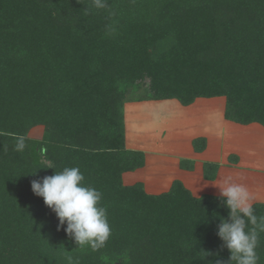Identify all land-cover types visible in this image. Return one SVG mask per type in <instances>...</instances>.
I'll use <instances>...</instances> for the list:
<instances>
[{
  "label": "trees",
  "instance_id": "obj_1",
  "mask_svg": "<svg viewBox=\"0 0 264 264\" xmlns=\"http://www.w3.org/2000/svg\"><path fill=\"white\" fill-rule=\"evenodd\" d=\"M217 97L264 128V0H0V264H264V203L123 184L125 103Z\"/></svg>",
  "mask_w": 264,
  "mask_h": 264
},
{
  "label": "rangeland",
  "instance_id": "obj_2",
  "mask_svg": "<svg viewBox=\"0 0 264 264\" xmlns=\"http://www.w3.org/2000/svg\"><path fill=\"white\" fill-rule=\"evenodd\" d=\"M196 102L189 107L180 106L176 100L124 104L127 146L134 148L133 143L138 142L149 152L147 169L128 173L122 178L123 184L142 181L147 194H159L171 181L182 180L193 196L227 197L241 210L264 203V128L225 121L223 97L197 98ZM43 131L42 126H37L28 137L40 140ZM205 135L209 138L208 149L198 156L196 170H179L178 162L190 158L191 139ZM173 137L171 145L175 144V151L171 152L169 140ZM229 155L237 156L235 163L228 159ZM203 161H218L222 165L221 173L213 181L201 177ZM157 185L163 190H156Z\"/></svg>",
  "mask_w": 264,
  "mask_h": 264
},
{
  "label": "crops",
  "instance_id": "obj_3",
  "mask_svg": "<svg viewBox=\"0 0 264 264\" xmlns=\"http://www.w3.org/2000/svg\"><path fill=\"white\" fill-rule=\"evenodd\" d=\"M154 102H157V101H154ZM197 102L195 101L193 104H191V105H189V106H192V105H194V104H196ZM180 105V104H179ZM181 106V105H180ZM189 106H186V107H189ZM182 107H184V106H182ZM224 110V109H223ZM124 111H125V109H124ZM125 118H126V116H125V113H124V121H126L125 120ZM223 119H224V117H223ZM225 120V119H224ZM123 121V122H124ZM226 121V120H225ZM231 123V122H230ZM124 127H126V123L124 122ZM233 124H235V123H233ZM236 125H238V124H236ZM251 125H256V124H251ZM251 125H247V126H251ZM239 126H243V125H239ZM246 126V127H247ZM259 126V125H258ZM244 127V126H243ZM176 135V134H175ZM198 137H204L205 139H206V148H205V150L203 151V152H201V153H195L194 151H193V148H192V140L193 139H195V138H198ZM175 139V137H173V138H171V140H169V149H170V151L171 152H173V151H175V144L174 145H171V142H172V140H174ZM127 138H126V128H125V146H126V148L127 149H131V150H137V151H142L143 153H144V156H145V164H144V167L143 168H141V169H138V170H136V171H139V170H145V169H147V167H148V165H147V159H148V157H147V153L149 152L148 150H145L144 149V147H141V146H139V143L138 142H135V143H133V146H136V147H134V148H132V147H128L127 146ZM208 145H209V138H208V136L207 135H205V136H194V138H192L191 139V141H190V146H191V155H190V158H187V160H191V161H193V169H192V171H186V170H182V169H180V167H179V165H180V163L178 162V168H179V170H181V171H183V172H186V173H191V172H193V171H195L196 170V167L198 166V164H197V159H198V156L200 157L202 154H204L206 151H207V149H208ZM183 160H185V159H183ZM205 162H207V161H205ZM208 162H216V161H208ZM204 163V161L202 162V164ZM217 163L219 164V170H218V173H217V176H219V174L221 173V171H222V165L217 161ZM135 172V171H134ZM130 173H132V172H130ZM126 175H128V173H125L123 176H122V178H124L125 179V177H126ZM201 176H202V165H201ZM216 176V177H217ZM180 181V180H179ZM138 182H142V181H138ZM172 182V181H171ZM189 191H190V189L188 188V185H187V183L185 182V181H180ZM142 183H144V182H142ZM124 184H126V183H124ZM170 184L171 183H169V185H168V187L167 188H165L164 190L166 191L168 188H169V186H170ZM127 185H129V184H127ZM145 185V184H144ZM146 186V185H145ZM146 188H147V186H146ZM160 188H162V186H159V185H157V188H156V190H159ZM164 188V187H163ZM163 188L162 189H160V190H163ZM191 191H192V189H191ZM158 192V191H157ZM162 192V191H161ZM192 195H193V193H192Z\"/></svg>",
  "mask_w": 264,
  "mask_h": 264
}]
</instances>
